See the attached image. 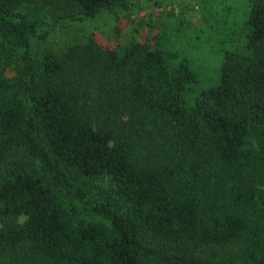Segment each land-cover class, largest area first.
<instances>
[{
    "label": "trees",
    "instance_id": "trees-1",
    "mask_svg": "<svg viewBox=\"0 0 264 264\" xmlns=\"http://www.w3.org/2000/svg\"><path fill=\"white\" fill-rule=\"evenodd\" d=\"M135 2L0 0V264H264V0L198 95Z\"/></svg>",
    "mask_w": 264,
    "mask_h": 264
},
{
    "label": "rangeland",
    "instance_id": "rangeland-1",
    "mask_svg": "<svg viewBox=\"0 0 264 264\" xmlns=\"http://www.w3.org/2000/svg\"><path fill=\"white\" fill-rule=\"evenodd\" d=\"M137 2L129 12L111 11L75 28L94 33L107 46L158 35V48L170 54L172 63L192 66L199 81L194 95L217 85L225 53L245 44L248 0H170L161 6L149 0ZM68 29L59 31L55 41L62 40Z\"/></svg>",
    "mask_w": 264,
    "mask_h": 264
}]
</instances>
